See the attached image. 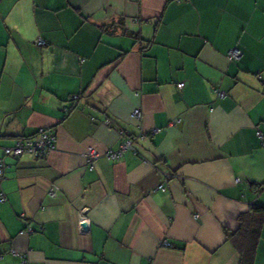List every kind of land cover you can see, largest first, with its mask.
I'll return each mask as SVG.
<instances>
[{
	"label": "crops",
	"instance_id": "0c3cea01",
	"mask_svg": "<svg viewBox=\"0 0 264 264\" xmlns=\"http://www.w3.org/2000/svg\"><path fill=\"white\" fill-rule=\"evenodd\" d=\"M41 128L55 149L5 154ZM0 158V264H241L227 232L264 206V0H0Z\"/></svg>",
	"mask_w": 264,
	"mask_h": 264
},
{
	"label": "built area",
	"instance_id": "2783aa9c",
	"mask_svg": "<svg viewBox=\"0 0 264 264\" xmlns=\"http://www.w3.org/2000/svg\"><path fill=\"white\" fill-rule=\"evenodd\" d=\"M39 44H45V40H39ZM228 56L231 60H239L240 57L242 56V50L238 46L232 48ZM184 86V83H179L178 87L182 88ZM218 94L220 96H225L226 92L222 90H217ZM134 115L137 118H141L142 112L141 110L137 109L134 112ZM56 141H57V136L56 134L52 131L50 128H41L34 136H29V137H24L19 139L15 145L13 146H7L4 147L5 154L7 155H13V156H21L23 154H34V155H45L55 149L56 147ZM136 139L133 137H129L128 135H123V140L121 144V148L117 151H109L107 152L108 156L114 160L119 159L123 152L128 149V148H133L136 150ZM98 155L97 150L94 148H90L89 150V160H92ZM6 163L3 158H0V181L3 179L5 175V168H6ZM81 223V228L82 231L89 230L90 224H89V219L87 216L83 215L80 220ZM84 223H88L89 227L88 229H84L82 225ZM32 229L28 228V232L31 231ZM163 245L165 246H171V243L168 240H164L162 242ZM19 254V253H18ZM22 257L21 264H28L27 258L25 254L20 253L19 254ZM147 264H154V262L150 261Z\"/></svg>",
	"mask_w": 264,
	"mask_h": 264
},
{
	"label": "trees",
	"instance_id": "16d2710c",
	"mask_svg": "<svg viewBox=\"0 0 264 264\" xmlns=\"http://www.w3.org/2000/svg\"><path fill=\"white\" fill-rule=\"evenodd\" d=\"M263 224L264 206L254 204L247 212L239 216V227L237 231L227 232V238L232 239V242L241 255V264L255 263L257 243Z\"/></svg>",
	"mask_w": 264,
	"mask_h": 264
},
{
	"label": "water",
	"instance_id": "95a60500",
	"mask_svg": "<svg viewBox=\"0 0 264 264\" xmlns=\"http://www.w3.org/2000/svg\"><path fill=\"white\" fill-rule=\"evenodd\" d=\"M82 227H83L84 229H88L89 224H88V223H84V224L82 225Z\"/></svg>",
	"mask_w": 264,
	"mask_h": 264
}]
</instances>
